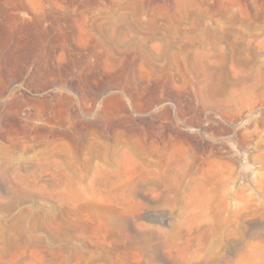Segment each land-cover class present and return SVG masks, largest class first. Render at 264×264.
<instances>
[{
	"label": "rangeland",
	"instance_id": "1",
	"mask_svg": "<svg viewBox=\"0 0 264 264\" xmlns=\"http://www.w3.org/2000/svg\"><path fill=\"white\" fill-rule=\"evenodd\" d=\"M0 264H264V0H0Z\"/></svg>",
	"mask_w": 264,
	"mask_h": 264
}]
</instances>
